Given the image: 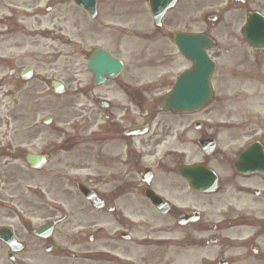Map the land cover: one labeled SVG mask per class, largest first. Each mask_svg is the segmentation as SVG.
I'll use <instances>...</instances> for the list:
<instances>
[{"label":"flooded vegetation","instance_id":"flooded-vegetation-1","mask_svg":"<svg viewBox=\"0 0 264 264\" xmlns=\"http://www.w3.org/2000/svg\"><path fill=\"white\" fill-rule=\"evenodd\" d=\"M93 1L81 11L86 49L61 36L51 51L67 87L53 91L54 141L36 146L23 135L25 143L0 147V186L23 183L39 222L13 226L21 216L11 197H0V230L28 256L14 259L0 240V264H264V48L244 35L264 42V0H175L162 14L169 0H153V10L149 0ZM32 2L0 0V97L12 108L21 103L11 96L28 84L30 47L42 64L44 13ZM66 23L67 15L58 18V33ZM179 33L192 35L183 55ZM97 50L122 67L107 66ZM179 76L183 100L196 110L162 109ZM36 95L32 101L45 99ZM61 97L75 107L64 112L70 117ZM250 103L260 115L246 113ZM28 154L43 164L30 165Z\"/></svg>","mask_w":264,"mask_h":264},{"label":"rangeland","instance_id":"rangeland-1","mask_svg":"<svg viewBox=\"0 0 264 264\" xmlns=\"http://www.w3.org/2000/svg\"><path fill=\"white\" fill-rule=\"evenodd\" d=\"M49 1L53 0H38V2H34V4H38L39 7L45 6ZM56 1V5L51 13H46L43 18V27L45 30H53L56 29L55 25H57L58 18L60 20L64 15H67V23L65 26H62L63 33L67 35V37L71 38L74 41H78V35H74L71 33V29L75 22L81 21L80 26L83 27V20L84 18L81 17L83 14L77 11L69 0H54ZM32 0H30V4H32ZM212 3L204 4V12L205 14L211 15L214 13L215 9L212 7ZM75 12L78 16H74ZM208 13V14H207ZM34 20H30L29 30L33 29L32 26L34 25ZM79 26V27H80ZM56 33V32H54ZM48 38V37H46ZM31 40L29 39V42ZM84 41H82V44ZM30 44V43H29ZM31 45V44H30ZM43 45V55L41 58L42 64H40L39 59L32 58L33 54L36 55V48L32 49L29 48V57L25 60L24 65L32 68L34 70V76L32 79L28 80V84L24 87L19 94L11 96L17 98V102L21 103L18 105L17 108H12L8 99L4 97H0V146L4 145L5 143H11L14 147L18 146L19 144L25 143L23 141V135H28V137L34 140V143L37 144L40 142L43 143H52L55 139L54 135V125L55 121L53 120L49 126H42L38 125L39 121L46 116H56L55 112V100H53L52 92L49 97H45L43 100L32 101V97H36L37 92L45 94L50 93L49 82L51 80H58L61 79L60 70L63 65L61 60L57 61V58L52 57V50H55L59 47V42L54 40V38L45 39L41 41V46ZM64 48V47H60ZM40 50V48H39ZM5 48L0 52V55L4 54ZM33 52V54H32ZM2 61H5L6 55L0 56ZM61 63V66L59 64ZM1 76V74H0ZM39 84L40 86H37ZM5 89V88H4ZM1 89L2 94H4L3 90ZM48 89V91H47ZM50 90V91H49ZM44 91L45 94H44ZM0 92V93H1ZM6 94V93H5ZM77 104L83 102V98H79ZM22 100L25 103H22ZM63 100V101H62ZM14 102V101H13ZM66 98H62L60 101V107L63 111V116L70 117L71 110H74L75 107H67L66 105ZM16 111V114H12L9 116V112ZM65 111H69L64 113ZM246 113L250 112L251 115H260L261 109L259 106H252V103L245 107ZM25 115V116H24ZM35 135H39L37 138ZM6 137V139H5ZM31 142V141H29ZM79 149H84V146H78ZM24 170V168H22ZM25 172V171H23ZM81 174H88V171L77 172ZM20 175L21 173L18 172ZM20 178H18L19 180ZM36 180L33 181L32 186L38 187L36 185ZM41 184V181H39ZM23 188L20 182H17L15 186L12 187H3L0 191V197H11L13 200V210H17L20 213H31L34 212L32 207L27 206L28 202H31V199L27 197V195L21 194V190Z\"/></svg>","mask_w":264,"mask_h":264},{"label":"water","instance_id":"water-1","mask_svg":"<svg viewBox=\"0 0 264 264\" xmlns=\"http://www.w3.org/2000/svg\"><path fill=\"white\" fill-rule=\"evenodd\" d=\"M76 3L82 7H85V4L84 2H80V0H77ZM178 94H180V85H179V89H177L175 91V93H172L171 94V98L170 100L173 101L175 99H180V97L178 96ZM169 101V100H168ZM170 102V101H169ZM172 110H175V111H181L182 110V107L181 106H176V107H171Z\"/></svg>","mask_w":264,"mask_h":264}]
</instances>
